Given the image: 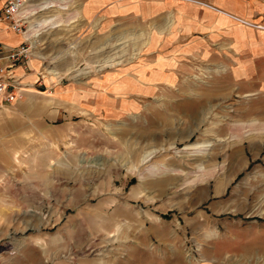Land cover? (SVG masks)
Returning <instances> with one entry per match:
<instances>
[{"label":"rangeland","instance_id":"obj_1","mask_svg":"<svg viewBox=\"0 0 264 264\" xmlns=\"http://www.w3.org/2000/svg\"><path fill=\"white\" fill-rule=\"evenodd\" d=\"M94 1L27 0L32 55L62 91L86 86L56 96L88 108L68 107L41 129L46 139L26 138L1 175L0 255L264 264V63L219 42L175 48L168 61L158 44L149 52L177 12L202 28L211 5L258 14L264 0H103L119 15L99 36L78 27ZM254 21L236 25L264 32ZM145 74L167 86L145 91Z\"/></svg>","mask_w":264,"mask_h":264},{"label":"crops","instance_id":"obj_2","mask_svg":"<svg viewBox=\"0 0 264 264\" xmlns=\"http://www.w3.org/2000/svg\"><path fill=\"white\" fill-rule=\"evenodd\" d=\"M6 1L0 0V10ZM94 2L95 5L85 7L80 12L82 17H84V24L82 22L78 27L90 29L96 36H99L103 32L105 18L107 21H111V23L116 22L119 8L113 6L105 9L103 0H95ZM209 8L212 12H210L202 28L198 27L200 25L195 27V24L191 26L189 24H179L184 18L193 21L195 19L194 12L191 15L189 14V16H184V12H177L178 21L175 22L176 26L174 28L171 26H166L165 28L161 20L159 25L160 34L162 35L165 32V36H160L159 43L156 40L154 42L150 41L151 47L149 52L154 54L157 46L160 45L162 46V53L166 52L165 60L168 61L169 54L174 52L175 48V52H179L180 50H185L184 46L189 44L195 48L196 44L210 45L219 42L225 46L223 48L225 52L230 51L228 47L235 45L239 47L238 53L240 56L246 55L250 59L264 63V32L255 33L250 28L236 25V21L248 25L244 20H252V18L257 23L262 22L264 24V5L258 9V14L255 12L230 10L226 5L222 9L219 8V10L215 9L213 5L209 6ZM203 37L207 39L205 40ZM189 38L190 41L184 44V41L186 39L189 40ZM0 43L6 47H19L23 43V38L0 26ZM155 45L157 46L154 47ZM42 65L41 58L37 53H33L25 68L17 66L14 70L23 87L20 99L9 106L0 108V178L13 162L18 151L23 149L26 138H30L32 141H40L41 137L46 139L44 133H41V129L52 130L49 128L51 125L53 126L57 118L67 117L65 113L68 107L79 109L81 112H87L88 106L86 101L84 103L81 99L77 101L73 98L70 101H66L56 96V93L61 92L64 94L70 93V95L75 93L86 94L87 87L73 84L62 91L57 87L54 78L44 72ZM161 66H163V63L160 64ZM166 66L168 67L167 64ZM160 70L161 79H167L168 74L166 73L168 69ZM149 77L151 80H149ZM143 81L144 87H147L145 91L151 90L152 87L160 89L167 86L155 84L154 82L157 80H152L151 74H145ZM21 261V264L24 261L27 264H38V260L34 256L26 257ZM0 264H7L1 255Z\"/></svg>","mask_w":264,"mask_h":264},{"label":"built area","instance_id":"obj_3","mask_svg":"<svg viewBox=\"0 0 264 264\" xmlns=\"http://www.w3.org/2000/svg\"><path fill=\"white\" fill-rule=\"evenodd\" d=\"M27 7V0H7L0 10V26L23 38L19 47H6L0 43V108L20 99L23 86L14 70L17 66L25 68L32 56Z\"/></svg>","mask_w":264,"mask_h":264}]
</instances>
